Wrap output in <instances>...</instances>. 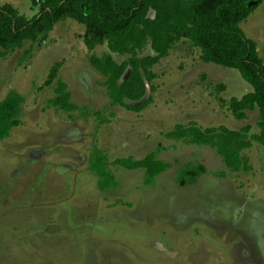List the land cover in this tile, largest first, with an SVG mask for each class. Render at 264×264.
<instances>
[{
	"label": "rangeland",
	"instance_id": "1",
	"mask_svg": "<svg viewBox=\"0 0 264 264\" xmlns=\"http://www.w3.org/2000/svg\"><path fill=\"white\" fill-rule=\"evenodd\" d=\"M3 2L26 17L41 4ZM240 26L264 62V0ZM83 33L84 24L67 17L0 58V99L9 90L24 97L20 124L0 139V264H264V145L252 139L242 150L251 168L233 171L213 147L165 135L190 122L248 123L249 133L257 132V108L237 119L225 101L251 84L236 68L203 60L198 46L181 39L152 65L154 90L128 99L151 94V101L131 110L111 101L105 77L88 60L106 44L90 50ZM153 52L149 44L138 50ZM112 54L117 61L128 56ZM59 59L58 77L78 105L70 111L48 104L55 81L43 83ZM217 82L224 84L220 91ZM85 109H99L100 116ZM95 147L115 184L99 187L89 165ZM151 150L170 166L150 183L143 167L111 162ZM188 163H202L206 171L181 184L178 172Z\"/></svg>",
	"mask_w": 264,
	"mask_h": 264
},
{
	"label": "trees",
	"instance_id": "2",
	"mask_svg": "<svg viewBox=\"0 0 264 264\" xmlns=\"http://www.w3.org/2000/svg\"><path fill=\"white\" fill-rule=\"evenodd\" d=\"M253 1L41 0L39 9L30 17L12 3L3 2L0 3V58L9 50L21 47L25 40L46 35L56 22L73 18L84 24L83 41L88 49L92 50L99 43L107 46L101 54L91 51L88 60L105 77L101 83L111 101L131 110H140L151 101V94L138 102L128 99L139 100L148 90H154L152 80L156 73L152 65L167 55L177 41L188 39L200 48L203 60L236 68L251 84V90L240 96L231 95L225 101L237 119L246 117L247 110L257 108L259 130L249 133L248 123L230 128L223 124L200 126L190 122L176 123L165 131V135L209 145L221 156L228 169L245 171L251 165L242 150L251 145L252 139L264 145V62L255 40L246 36L240 26V22L257 6L258 0ZM153 10L155 15L151 16ZM146 44L154 52L139 55L138 50ZM113 52L128 56L117 61ZM62 62L59 59L51 63L43 83L49 85L55 81L54 94L48 98V104L70 111L78 105L71 100L67 83L58 77ZM223 86L222 82H217L215 89L220 91ZM23 100V95L15 90H9L0 99V139L7 137L11 128L20 124ZM84 113L99 117L101 110L85 109ZM111 162L129 169L143 167L146 183L152 182L157 174L170 166V162L156 156V150L139 158L116 157ZM107 163L105 154L95 147L89 155V165L98 175L97 183L101 188L115 184ZM205 171L202 163H188L179 169L177 178L181 184L194 183ZM215 174L223 175L224 172Z\"/></svg>",
	"mask_w": 264,
	"mask_h": 264
},
{
	"label": "water",
	"instance_id": "3",
	"mask_svg": "<svg viewBox=\"0 0 264 264\" xmlns=\"http://www.w3.org/2000/svg\"><path fill=\"white\" fill-rule=\"evenodd\" d=\"M256 0H254L253 2H255ZM155 15V11L153 10L152 12H151V16H154Z\"/></svg>",
	"mask_w": 264,
	"mask_h": 264
}]
</instances>
